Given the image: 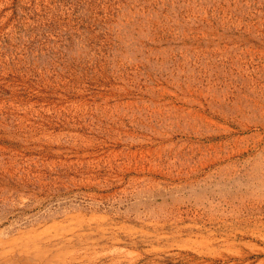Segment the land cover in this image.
Segmentation results:
<instances>
[{
	"label": "rangeland",
	"instance_id": "1",
	"mask_svg": "<svg viewBox=\"0 0 264 264\" xmlns=\"http://www.w3.org/2000/svg\"><path fill=\"white\" fill-rule=\"evenodd\" d=\"M0 264H264V0H0Z\"/></svg>",
	"mask_w": 264,
	"mask_h": 264
}]
</instances>
